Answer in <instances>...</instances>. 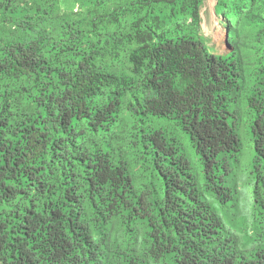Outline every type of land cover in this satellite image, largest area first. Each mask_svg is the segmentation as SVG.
<instances>
[{
	"label": "trees",
	"instance_id": "1",
	"mask_svg": "<svg viewBox=\"0 0 264 264\" xmlns=\"http://www.w3.org/2000/svg\"><path fill=\"white\" fill-rule=\"evenodd\" d=\"M75 1L0 0V261L264 264V0Z\"/></svg>",
	"mask_w": 264,
	"mask_h": 264
},
{
	"label": "rangeland",
	"instance_id": "2",
	"mask_svg": "<svg viewBox=\"0 0 264 264\" xmlns=\"http://www.w3.org/2000/svg\"><path fill=\"white\" fill-rule=\"evenodd\" d=\"M58 5L63 10L79 9V5L75 0H58ZM216 0H204L201 8V24L200 33L205 37L207 46L214 53L225 54L229 48L226 45L225 26L220 22L219 15L216 12ZM246 114L242 113V122L240 126V136L243 149L236 167L237 184L241 191V201L239 204V214L234 217L235 225L240 227V233L244 234L250 222L249 209L252 201V185L249 172V160L252 153V139L246 128ZM239 232V231H238ZM0 264H3L0 261Z\"/></svg>",
	"mask_w": 264,
	"mask_h": 264
},
{
	"label": "water",
	"instance_id": "3",
	"mask_svg": "<svg viewBox=\"0 0 264 264\" xmlns=\"http://www.w3.org/2000/svg\"><path fill=\"white\" fill-rule=\"evenodd\" d=\"M226 30V29H225ZM225 34H226V45H227V47H228V38H229V32H228V30H226L225 31Z\"/></svg>",
	"mask_w": 264,
	"mask_h": 264
},
{
	"label": "bare ground",
	"instance_id": "4",
	"mask_svg": "<svg viewBox=\"0 0 264 264\" xmlns=\"http://www.w3.org/2000/svg\"><path fill=\"white\" fill-rule=\"evenodd\" d=\"M226 36V35H225Z\"/></svg>",
	"mask_w": 264,
	"mask_h": 264
},
{
	"label": "clouds",
	"instance_id": "5",
	"mask_svg": "<svg viewBox=\"0 0 264 264\" xmlns=\"http://www.w3.org/2000/svg\"><path fill=\"white\" fill-rule=\"evenodd\" d=\"M229 48V47H228Z\"/></svg>",
	"mask_w": 264,
	"mask_h": 264
}]
</instances>
